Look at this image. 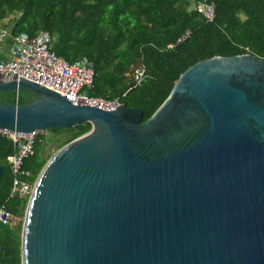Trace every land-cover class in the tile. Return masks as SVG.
Here are the masks:
<instances>
[{"label":"water","instance_id":"water-1","mask_svg":"<svg viewBox=\"0 0 264 264\" xmlns=\"http://www.w3.org/2000/svg\"><path fill=\"white\" fill-rule=\"evenodd\" d=\"M9 90L34 99H0V130L92 123L34 185L22 264H264V58L194 63L145 121L26 78Z\"/></svg>","mask_w":264,"mask_h":264},{"label":"trees","instance_id":"trees-1","mask_svg":"<svg viewBox=\"0 0 264 264\" xmlns=\"http://www.w3.org/2000/svg\"><path fill=\"white\" fill-rule=\"evenodd\" d=\"M198 0H0V21H13L12 34L47 30L53 50L69 61L87 56L95 64L91 87L83 91L143 110L147 120L171 93L179 76L194 63L215 55L251 53L264 58V0H214L208 21ZM181 39V40H179ZM169 44H173L169 46ZM144 63L147 76L136 83ZM30 92H0V99L23 103ZM92 128L90 121L39 131L25 159V179L35 182L49 160L46 146L61 148ZM13 142L0 131V207L21 220L0 227V264H22V225L27 200L11 197L13 173L8 155Z\"/></svg>","mask_w":264,"mask_h":264},{"label":"built area","instance_id":"built-area-1","mask_svg":"<svg viewBox=\"0 0 264 264\" xmlns=\"http://www.w3.org/2000/svg\"><path fill=\"white\" fill-rule=\"evenodd\" d=\"M195 6L208 21L214 18V0H198ZM9 37L6 57L0 58L1 80L26 78L60 93L75 104H87L105 110H114L122 104L119 97L107 99L83 91L85 87H91L93 84L96 75L94 62L87 56L69 61L57 54L52 48V36L47 30H40L32 36L25 31L12 34L8 27L0 28V45ZM171 45L173 44H169ZM146 76L145 64L141 63L134 71L136 83L142 82ZM0 131L9 137L14 145L13 152L7 157L13 173L10 196L26 199L28 205L36 181L31 183L24 178L27 171L23 165L34 150L39 130ZM18 219L19 217L5 206L0 207V227L12 226Z\"/></svg>","mask_w":264,"mask_h":264},{"label":"crops","instance_id":"crops-1","mask_svg":"<svg viewBox=\"0 0 264 264\" xmlns=\"http://www.w3.org/2000/svg\"><path fill=\"white\" fill-rule=\"evenodd\" d=\"M9 23H7L8 24V26H9V28H11L12 26H13V21L12 20H10V21H8ZM5 22L4 21H0V28H2V27H4L5 25ZM9 43H10V37L5 41V42H3V43H1V45H0V58H4V57H6V52L8 51V49H9Z\"/></svg>","mask_w":264,"mask_h":264},{"label":"rangeland","instance_id":"rangeland-1","mask_svg":"<svg viewBox=\"0 0 264 264\" xmlns=\"http://www.w3.org/2000/svg\"><path fill=\"white\" fill-rule=\"evenodd\" d=\"M60 148H55V144H50L46 146V154L49 155V159L59 150ZM37 181V180H36ZM21 220V218H19L17 220V222L14 225H17V223ZM24 220H25V215L23 217V225H24ZM23 225H22V233H23ZM22 235V234H21Z\"/></svg>","mask_w":264,"mask_h":264},{"label":"flooded vegetation","instance_id":"flooded-vegetation-1","mask_svg":"<svg viewBox=\"0 0 264 264\" xmlns=\"http://www.w3.org/2000/svg\"><path fill=\"white\" fill-rule=\"evenodd\" d=\"M30 100L34 99V94L30 93V96L28 97Z\"/></svg>","mask_w":264,"mask_h":264}]
</instances>
